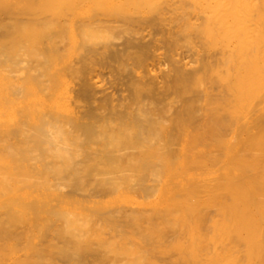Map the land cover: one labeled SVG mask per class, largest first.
<instances>
[{
    "label": "bare ground",
    "instance_id": "obj_1",
    "mask_svg": "<svg viewBox=\"0 0 264 264\" xmlns=\"http://www.w3.org/2000/svg\"><path fill=\"white\" fill-rule=\"evenodd\" d=\"M137 2L79 0L60 13H48V0L21 2L44 16L13 23L14 45L0 44V183L22 174L53 177L52 185L140 189L144 199L127 223L146 221L147 238L173 229L171 246L187 264H264V109L253 95L240 105L233 90L251 85L245 61L264 60V0ZM160 32L168 33L170 66ZM180 40L191 43L189 53L177 50ZM23 52L33 72L10 82L18 96L9 98L3 66ZM167 173L174 188L160 189V205H150ZM21 201L31 229L27 258L13 264H82L104 247L128 254L122 264H144L139 250L114 238L94 243L75 212ZM51 228L61 243L50 241Z\"/></svg>",
    "mask_w": 264,
    "mask_h": 264
},
{
    "label": "rangeland",
    "instance_id": "obj_2",
    "mask_svg": "<svg viewBox=\"0 0 264 264\" xmlns=\"http://www.w3.org/2000/svg\"><path fill=\"white\" fill-rule=\"evenodd\" d=\"M29 0H0V44L6 47L14 45V37L16 35L13 23L19 21H33L38 16H44L42 12L38 15L32 13L28 7L22 6L21 2ZM79 0H48V13L67 12ZM171 0H138L140 7L151 8L154 6H164ZM83 8V6L81 7ZM168 33L160 32L157 36L161 37L162 50L165 52L164 59L166 66H170L169 54L172 52L168 46ZM44 46V44H42ZM177 50L183 53H189L191 43L180 40L176 45ZM246 51L253 52L249 48ZM189 57L186 56V60ZM29 55L21 53L19 61L13 63L6 61L4 64L3 74L5 79L9 80L6 84V93L9 98H15L10 82L16 77H26L33 72L29 69ZM189 66V64L187 65ZM104 72L106 77L105 65L97 66ZM243 68L244 78L251 81V85H234V94L240 105L245 106L253 95L258 106L264 109V60L259 57L250 58L241 65ZM48 75V72H47ZM16 111V105H14ZM264 167V166H263ZM242 173L251 177L255 173L252 170L244 169ZM164 175L161 180L157 181L156 187L152 189L149 200H153L150 205H160V189L174 188V178ZM6 179L9 185L0 183V221L4 222L7 231L0 234V264H13L17 260H25L24 241L25 236L31 229L26 219L31 210L26 208L24 204L27 201L23 199H42L48 202L50 206H60L69 211L75 212L80 219L88 221L85 231L92 236L93 242L97 243L99 237L116 239L118 245L130 246L142 253L144 264H187L190 259L177 254V251L171 246L175 232L173 229L167 230L165 233L155 232L149 238L141 234V228L147 225L146 221H142L140 227H136L127 223L126 219L132 206H138V200L144 199L145 192L129 186H121L119 189L107 188H83L69 187L62 185H52L53 177H30L22 174L7 175ZM31 179H44L48 184L37 186L30 182ZM166 182V183H164ZM166 184L165 186H163ZM10 204H4V203ZM140 206V205H139ZM138 209V208H137ZM45 214V213H44ZM208 214H214L213 209L208 210ZM116 219V223L112 219ZM44 219V217H43ZM119 223V224H117ZM54 226H59L61 221L56 219ZM50 241L59 244L61 239L58 237L53 228L47 231ZM180 237L185 238V232H180ZM38 240V237L34 238ZM121 250V249H120ZM128 254L115 253L114 251L104 247L99 257L87 255L82 264H122L129 259ZM32 264V263H21ZM49 264H70L67 259L52 260Z\"/></svg>",
    "mask_w": 264,
    "mask_h": 264
}]
</instances>
